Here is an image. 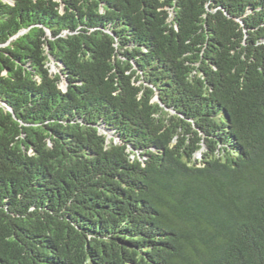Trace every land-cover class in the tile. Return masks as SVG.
<instances>
[{"label":"trees","instance_id":"obj_1","mask_svg":"<svg viewBox=\"0 0 264 264\" xmlns=\"http://www.w3.org/2000/svg\"><path fill=\"white\" fill-rule=\"evenodd\" d=\"M0 264H264V0H0Z\"/></svg>","mask_w":264,"mask_h":264},{"label":"rangeland","instance_id":"obj_2","mask_svg":"<svg viewBox=\"0 0 264 264\" xmlns=\"http://www.w3.org/2000/svg\"><path fill=\"white\" fill-rule=\"evenodd\" d=\"M49 67H50V71H51L53 74L56 73V72H58V68H57V66H56V64H55L54 61H51V62L49 63ZM60 86H61L64 90L66 89V83H65L64 81L60 84ZM108 135L111 136L110 133H108Z\"/></svg>","mask_w":264,"mask_h":264}]
</instances>
